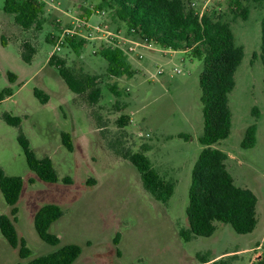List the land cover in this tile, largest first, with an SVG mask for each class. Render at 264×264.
Returning <instances> with one entry per match:
<instances>
[{
  "label": "rangeland",
  "instance_id": "obj_1",
  "mask_svg": "<svg viewBox=\"0 0 264 264\" xmlns=\"http://www.w3.org/2000/svg\"><path fill=\"white\" fill-rule=\"evenodd\" d=\"M43 24L40 30L22 31L0 0V37L28 41L37 48L31 65L21 59L19 48L0 39V168L8 176H20L24 187L17 202L15 222L31 255L20 258L0 232V264H28L35 256L67 243L80 245L81 254L72 264H252L264 260V75L260 53L264 3L245 1L246 17L233 0H184L199 16L207 14L227 21L243 58L234 73L235 86L228 94L231 129L214 146L224 151L226 168L236 185L254 189L258 196L257 223L252 232L237 234L230 224L215 221L209 237L184 241L185 213L191 169L202 146L203 131L199 74L202 62L190 51L172 50L145 42L114 20L100 0H40ZM69 30V32H67ZM66 36L85 44L75 54ZM55 45L57 46L55 48ZM119 47L133 75L114 77L97 54L102 47ZM76 71L97 75L99 101L90 105L83 95L73 98L56 65H48L50 52ZM7 73L17 76L9 81ZM113 87V91L111 90ZM48 95L41 103L34 89ZM20 117L19 126L8 124L3 113ZM128 115L118 128L116 120ZM256 125L255 144L243 148L246 128ZM22 132L38 158L48 156L57 172L56 182L39 180L28 168L17 140ZM74 135V150H67L61 133ZM131 151L142 145L153 166L175 189L166 203L155 200L141 185L135 167L108 146ZM68 177L70 183H65ZM33 180V182L30 181ZM255 194V193H254ZM55 203L63 211L49 232L58 245L39 238L33 216L43 204ZM9 206L0 192V215ZM205 258L208 262H202Z\"/></svg>",
  "mask_w": 264,
  "mask_h": 264
},
{
  "label": "trees",
  "instance_id": "obj_2",
  "mask_svg": "<svg viewBox=\"0 0 264 264\" xmlns=\"http://www.w3.org/2000/svg\"><path fill=\"white\" fill-rule=\"evenodd\" d=\"M243 18L247 9L245 1L233 0ZM264 3V0H252ZM112 13V18L124 23L129 31L145 42H153L161 48L190 51L193 58L202 62L199 74L200 102L202 104L203 131L199 137L202 146L191 169V181L188 188V204L185 209L187 226L180 227L178 235L189 241L196 237H209L215 230V221L230 224L237 234L253 231L257 223V197L254 192L235 184L226 168L227 154L214 145L227 138L231 129V111L228 105V94L235 86L234 73L243 58V47L236 44L231 26L221 17L207 14L199 16L194 10L187 8L184 0H100ZM3 12L11 15L14 24L22 31L30 28L40 30L43 19V3L40 0H4ZM260 59L264 75V15L261 19ZM1 43L7 40L2 34ZM65 43L75 53L84 46L83 39L66 36ZM36 53V47L28 41L21 43V59L29 63ZM106 63V72L110 76L130 78L133 75L131 65L123 52L117 47H102L97 52ZM48 65H56L60 78L68 89L76 95H83L88 104L97 103L101 97L97 75L76 71L67 66L65 60L54 53L49 56ZM13 82L16 75L7 73ZM113 91V87H111ZM11 89L5 88L0 100L11 95ZM34 95L41 103L48 101V95L35 88ZM8 124L19 126L20 117L3 113ZM129 122L128 115H120L116 120L118 128H124ZM256 125H249L241 141L243 148L255 144ZM17 140L21 146L28 168L44 182H56L57 172L48 156L38 158L29 146L28 139L22 132ZM62 145L73 150V142L68 132L61 133ZM108 146L116 154L130 162L137 172L141 185L155 200L166 203L174 192L176 182L161 175L153 166L146 154L148 148L142 145L139 150L118 147L114 142ZM33 182L32 179H30ZM65 183H70L68 177ZM23 190V179L20 176H8L0 168V192L9 206V214L0 215V232L7 243L18 249L20 258H27L31 250L23 237H19L15 222L17 220V202ZM63 214L55 203L41 205L33 216L34 229L41 240L58 245L60 239L49 232V226ZM81 247L75 243H67L56 250L32 257L28 264H72L81 254ZM205 258L202 262H208ZM215 261L212 262L214 264ZM252 264H264L262 258Z\"/></svg>",
  "mask_w": 264,
  "mask_h": 264
},
{
  "label": "crops",
  "instance_id": "obj_3",
  "mask_svg": "<svg viewBox=\"0 0 264 264\" xmlns=\"http://www.w3.org/2000/svg\"><path fill=\"white\" fill-rule=\"evenodd\" d=\"M6 40H7L6 44H8V43H10V42L16 44V45L18 46V48H19V51L21 52V44H20V41H18V40H9L8 38H7ZM56 47H57V46L55 45V48H56ZM36 51H37V48H36ZM51 54H52V51L50 52L49 56H50ZM35 56H36V53L33 55L31 61H30L29 63H26V64L31 65L32 62L34 61ZM49 56H48V58L46 59L47 62H48ZM23 62H24V61H23ZM47 64H48V63H47ZM16 79H17V76H16ZM16 79H15V80H16ZM72 94H73V98H74V97L76 96V94L73 93V92H72ZM71 138H73V140H74V135H73V134L71 135ZM74 147H75V145H74V143H73V150H74ZM228 156H229V155H228ZM228 156H227V159H228ZM23 187H24V181H23ZM251 190L255 193V195H256V197H257V204H258V196H257V194H256V192H255V190H254L253 188H252ZM19 199H20V198H19ZM257 204H256V213H257Z\"/></svg>",
  "mask_w": 264,
  "mask_h": 264
},
{
  "label": "built area",
  "instance_id": "obj_4",
  "mask_svg": "<svg viewBox=\"0 0 264 264\" xmlns=\"http://www.w3.org/2000/svg\"><path fill=\"white\" fill-rule=\"evenodd\" d=\"M67 32H69V30H68ZM118 48H119V47H118Z\"/></svg>",
  "mask_w": 264,
  "mask_h": 264
}]
</instances>
